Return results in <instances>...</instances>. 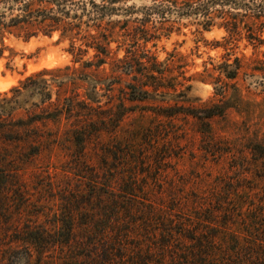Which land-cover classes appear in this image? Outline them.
<instances>
[{
  "label": "rangeland",
  "instance_id": "374dc122",
  "mask_svg": "<svg viewBox=\"0 0 264 264\" xmlns=\"http://www.w3.org/2000/svg\"><path fill=\"white\" fill-rule=\"evenodd\" d=\"M30 3L34 20L55 23L0 37V149L24 146L28 131L54 152L23 172H0V252L10 247V223L62 217L79 189L69 130L88 110L52 115L70 98L100 107L107 121L87 164L113 173L127 155L132 165L121 171L142 172L145 191L133 200L148 214L137 245H151L143 227L152 204L180 231L195 223L197 205L232 211L264 201V0H0V15L9 22ZM134 86L148 95L134 100ZM211 111L218 115L207 118Z\"/></svg>",
  "mask_w": 264,
  "mask_h": 264
},
{
  "label": "trees",
  "instance_id": "16d2710c",
  "mask_svg": "<svg viewBox=\"0 0 264 264\" xmlns=\"http://www.w3.org/2000/svg\"><path fill=\"white\" fill-rule=\"evenodd\" d=\"M32 6L31 3L23 6L24 15L9 22H4L3 15H0V37L14 28L30 33L48 22L55 23L48 16L43 22L34 20ZM46 27L54 28V24ZM97 51V56H100L102 51L100 48ZM103 63L101 59L97 66ZM85 65L92 66L91 62ZM133 89H139L134 100H142L141 94L148 95L143 87L134 86ZM65 102V108L58 106L55 109L54 119L80 105L88 110L85 116L88 120L69 130L74 136L71 142L80 153L75 165L79 189L65 203L62 217L41 225L34 221L23 227L19 221L10 223L13 240L7 250L0 252V264H19L20 260L23 264H264V201H252L247 208L236 205L232 211L222 208L224 203L219 208H214L211 203V207L197 205L189 218L195 223L188 228L181 224L180 231H174L176 225L168 217L166 207L157 208L152 204L149 206L150 216L145 221L149 225L143 227L152 239L151 245L145 247L133 242L139 239L135 235L141 230L140 223L146 214L138 211L133 200L136 193L145 191L137 184L142 172L137 167L129 172L121 171L120 165L129 164L126 161L132 165L133 160L126 158L127 155L122 159L123 164L113 165V173L87 164L85 151L91 141L100 138L107 121L100 107L95 108L85 100L70 98ZM207 115V118H212L218 114L211 111ZM14 131L11 134L16 135L14 139L18 142L20 133ZM27 132V138H23L26 141L24 146L19 148L15 145L13 150L11 146H1L4 154L0 155V172H23L44 152H54L53 148L43 144L42 136L31 140ZM32 133L37 135L34 129ZM145 160L147 158L139 159L138 164L147 165ZM135 209L141 212L140 216ZM221 213L225 215L222 222L219 219ZM151 218L156 220L155 227L151 225ZM152 230L162 232L159 235Z\"/></svg>",
  "mask_w": 264,
  "mask_h": 264
}]
</instances>
